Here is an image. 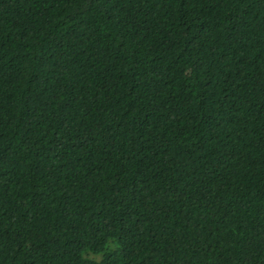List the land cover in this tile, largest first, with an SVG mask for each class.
<instances>
[{
  "label": "trees",
  "instance_id": "trees-1",
  "mask_svg": "<svg viewBox=\"0 0 264 264\" xmlns=\"http://www.w3.org/2000/svg\"><path fill=\"white\" fill-rule=\"evenodd\" d=\"M0 264H264V0H0Z\"/></svg>",
  "mask_w": 264,
  "mask_h": 264
}]
</instances>
